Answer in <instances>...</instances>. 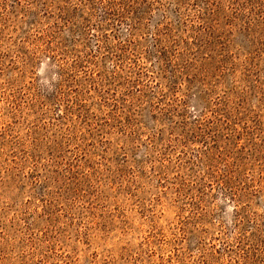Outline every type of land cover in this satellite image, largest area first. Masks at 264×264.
<instances>
[{
    "label": "rangeland",
    "instance_id": "rangeland-1",
    "mask_svg": "<svg viewBox=\"0 0 264 264\" xmlns=\"http://www.w3.org/2000/svg\"><path fill=\"white\" fill-rule=\"evenodd\" d=\"M0 264H264V0H0Z\"/></svg>",
    "mask_w": 264,
    "mask_h": 264
}]
</instances>
